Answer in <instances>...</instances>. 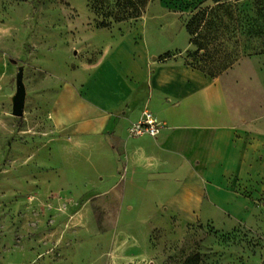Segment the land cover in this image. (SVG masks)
I'll return each mask as SVG.
<instances>
[{"label": "rangeland", "instance_id": "1", "mask_svg": "<svg viewBox=\"0 0 264 264\" xmlns=\"http://www.w3.org/2000/svg\"><path fill=\"white\" fill-rule=\"evenodd\" d=\"M221 1L238 5L254 30H264V0ZM142 2L0 0V264H264V168L258 169L264 147L255 148L254 174L238 186L243 213L209 207L186 219L159 209L143 220L124 207L119 217V191L99 196L73 183L66 145L50 143L58 137L50 135L53 99L74 81L89 46L144 25L151 43L166 52L160 60L219 67L201 53L192 57L185 28L211 9V0ZM238 39L253 52L221 75L237 81L233 92L249 128L264 137V35ZM18 67L26 87L23 118L11 115Z\"/></svg>", "mask_w": 264, "mask_h": 264}, {"label": "crops", "instance_id": "2", "mask_svg": "<svg viewBox=\"0 0 264 264\" xmlns=\"http://www.w3.org/2000/svg\"><path fill=\"white\" fill-rule=\"evenodd\" d=\"M89 48L48 114L58 136L50 143L66 145L72 182L99 196L119 191V217L123 207L143 220L159 209L186 219L209 207L243 213L238 186L254 174L253 151L264 137L249 128L237 81L160 60L166 52L144 25ZM143 110L161 125L154 138L128 134Z\"/></svg>", "mask_w": 264, "mask_h": 264}, {"label": "trees", "instance_id": "3", "mask_svg": "<svg viewBox=\"0 0 264 264\" xmlns=\"http://www.w3.org/2000/svg\"><path fill=\"white\" fill-rule=\"evenodd\" d=\"M145 1L143 0L142 4ZM211 1L214 4L211 9L197 12L187 22L185 28L190 38L189 43L195 48L192 57L201 53L200 59L219 64V67H211L208 70L199 67L192 68L213 77L227 71L240 60L241 56H250L253 52L250 46L240 48L238 37H242L243 41L252 42L257 35H264V30L258 32L254 30V21L245 16L244 12L239 10L238 5L224 3L221 0ZM125 2L132 7V0H125ZM99 26L109 28L102 24Z\"/></svg>", "mask_w": 264, "mask_h": 264}, {"label": "built area", "instance_id": "4", "mask_svg": "<svg viewBox=\"0 0 264 264\" xmlns=\"http://www.w3.org/2000/svg\"><path fill=\"white\" fill-rule=\"evenodd\" d=\"M160 129L161 125L158 120L150 112L143 110L139 121L129 126L128 134L132 138L142 137V135L154 138Z\"/></svg>", "mask_w": 264, "mask_h": 264}, {"label": "water", "instance_id": "5", "mask_svg": "<svg viewBox=\"0 0 264 264\" xmlns=\"http://www.w3.org/2000/svg\"><path fill=\"white\" fill-rule=\"evenodd\" d=\"M15 77V93L11 98L12 107L11 115L16 118H23L24 108H25V98H26V87L23 84V68L18 67L16 70Z\"/></svg>", "mask_w": 264, "mask_h": 264}]
</instances>
